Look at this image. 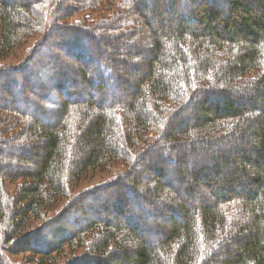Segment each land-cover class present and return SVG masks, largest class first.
I'll return each instance as SVG.
<instances>
[{
	"label": "trees",
	"instance_id": "obj_1",
	"mask_svg": "<svg viewBox=\"0 0 264 264\" xmlns=\"http://www.w3.org/2000/svg\"><path fill=\"white\" fill-rule=\"evenodd\" d=\"M86 2L120 44L90 33L82 41L64 40L60 54L46 48L45 58L28 60L18 71L0 67V84L12 86L13 98L0 100V113L8 117L0 118V135L10 134L0 144L15 153L6 156L0 148L10 162H0V264H6L2 248L29 253L27 262L54 264L66 247L83 254L64 264H264V0ZM78 9L60 6L56 15L48 0H0V53ZM101 50L109 57L98 59ZM120 51L128 74L120 71ZM90 52L96 54L93 69L70 70L61 59L66 53L85 63ZM118 72L138 74L129 91L120 92L125 80ZM25 77L35 89L26 96ZM75 84L77 92L88 89L84 97L73 93ZM108 88L117 94L106 102L101 94ZM184 156L194 164L182 161L175 182H162L166 173L153 164L165 159L175 168ZM120 162L126 166L112 179L77 191L89 171ZM16 180L9 191L5 183ZM120 185L125 211L112 201L113 222L88 218L100 204L106 211L105 193ZM179 185L186 195L209 188V199L183 200ZM63 199L56 215L43 214ZM46 233L51 239H43Z\"/></svg>",
	"mask_w": 264,
	"mask_h": 264
},
{
	"label": "rangeland",
	"instance_id": "obj_2",
	"mask_svg": "<svg viewBox=\"0 0 264 264\" xmlns=\"http://www.w3.org/2000/svg\"><path fill=\"white\" fill-rule=\"evenodd\" d=\"M48 1H49V6H51V4L55 5V9H56V12H57L56 15H58V8L60 6L61 7H67L69 5H71L73 8L78 7L79 8L78 11L80 13H77V14L71 16L69 19L66 18L67 20H62L61 22H59V20L57 19V21H58V23H56L57 26L52 28L54 30V32H52V29H49L48 31L45 30V29H47L49 27L47 25V22H46L44 24L45 27H43V30H41L40 32H37V31L34 30L31 33H29V35H27V36H23L22 35V40L20 38V41L18 42V44L16 46H14L13 48H10L9 51L6 54H4V52H3V54L0 53V67L1 66L2 67H6V68L11 67L15 71H18L17 68H20L19 66L22 65L25 62H28V60L33 59L30 62L31 64H33L34 59H39V60L41 59L42 60L43 58H45V56H44L45 51L44 50H46V48L47 49L49 48V50H53L54 53L58 52V54H60L61 50H62L60 48H63L62 42L64 40L71 39V41H74V40L78 39V41H82V39H81L82 36L88 37V35L90 33L93 34V35L95 34L94 36L98 40L103 38V35H104L105 37L103 39L105 40V38H106L105 41H110V42L113 41L114 38L110 37L111 31L100 28L99 23H98V20H99L98 13H95L91 9L87 8V2H86L87 0H84V1L83 0H62V2H61V0H59L58 2H54L53 0H52L53 2L51 0H48ZM100 1H102V0H99V2ZM100 4H102V3H100ZM190 5H191L192 8L194 7L193 2L191 3V1H190ZM102 6H103V4H102ZM129 7L130 6L128 4L127 8L129 9ZM121 9H123V7L120 8V9H117L116 12H118ZM116 12H114V10H113V12L110 11L108 13V17H107L108 19L107 20L110 21L113 17H115L116 16ZM52 18L53 17H51V20H52ZM80 21H82V24L78 25L80 23ZM149 22H150V24L153 27L156 26V24L155 23L153 24V21H150V19H149ZM78 28L81 29L82 31H84L85 33H80ZM49 31L52 32V33L48 34ZM45 37H47V38L44 39ZM120 43H121V41L119 39L113 41V44H120ZM137 48H138L137 45H133V46H131L130 49L132 51H137L138 50ZM38 49L40 51L36 52ZM119 53L123 54V51H120ZM64 54H62L61 59L66 60V61L69 62V67L68 68L70 70L78 71L79 68L81 69V68H85V67L93 69V68H95L97 66V61L95 60L94 57H92V55H96L95 53L94 54L92 52L87 53L85 56H91V57L88 58V59H85V63H83V62L82 63H77L76 58L73 59L72 57L69 56V54H66V53H64ZM122 54L120 56L122 59L119 60L121 68H122L120 71H123L124 74L125 73L128 74V73H130L129 72L130 65H129V63H127L123 59L124 58V54H123V56H122ZM99 55L100 56L98 57V59L99 58H105V57L107 58V57H109L110 53L108 52V50H103V51L101 50V52H99ZM140 56H142V54L139 53V57ZM137 60H138V58L136 59V61ZM133 62L136 63L135 61H133ZM39 71L44 73V72H46L48 70H47V68H39ZM21 73H22L21 71L18 72V73H15L16 74L15 77L16 78H20V76H22ZM23 74L28 75V73H26V71ZM117 74H118L119 78L122 81H123V79L125 80V83L123 84V87H120V92H122L121 89H123V92L124 91H129V88H131V86L135 84V82L137 80V77H138V74L135 73V72H132L131 74H129L128 78L124 77L125 75H122V73H120V72H118ZM71 75L75 76L73 73H71ZM38 77L39 76H36L34 78L36 80H38L37 79ZM25 78H27V81H25V84H23L24 85L23 94L25 93L24 95L26 96V93L28 94V92L30 90L31 91H35V89H34V87L32 88V85H33L32 82H34V80L30 81L28 77H25ZM25 78H23V81L26 80ZM35 82H37V81H35ZM36 85L35 86L37 87V89H39V84L37 83ZM78 88H79L78 84H75L74 88H72L73 93L75 95L77 94V96H83L84 97V94H85V92L88 89L86 87H84V85H82V89L80 88L79 91L77 92ZM28 89H30V90H28ZM11 90H12V86L11 85L4 86L1 83L0 84V100L7 98V101H12L13 98L10 95V93H12ZM115 94H117L116 91L111 90V89L108 88L106 90V92L101 94V95H103V97L105 98V101L107 102V100H109V99L113 100L115 98ZM27 97L32 98L33 100H42L41 98L37 99L33 95H28ZM48 97H50L49 94H47V97L45 99L47 100ZM14 98H15V96H14ZM41 104L43 105L45 110H48L49 106L46 104L45 100H43L41 102ZM17 108L21 109V107H19V106H17ZM38 113L39 112L36 111V112H33L32 115L34 117H38V115H39ZM46 114H48V113H46ZM3 116L5 117V121H7L8 117L5 114H1L0 113V118H3ZM9 135H8V133L7 134L4 133V134L0 135V139L3 140L4 138H7V136H9ZM0 148H1V150H4L3 153L5 152L7 154L6 156H14V154H15L14 152H12V150L10 148L7 147V145L5 146L3 143L0 144ZM3 157L4 156H0L1 165L5 166V167H9V165H10L9 163L10 162L8 161L7 158L5 159L6 160L5 161L3 159ZM190 159L192 160V163L194 164L193 160L195 158H192L190 156L189 157L184 156V157H182L181 160H179L177 162V165H176L175 168L172 167L170 164L168 165V162L165 159H162L160 163L158 162V166L155 163L153 165H156V167H161L163 169V171H165V173H166L165 176H163V175L159 176V179L162 182H167L169 180L173 184L175 182V177H177L174 174V171L176 169L182 168V164H181L182 161L188 162V164H185V166L188 165L187 167H189ZM163 161H166V163H164ZM149 163H151V162L149 161L148 164ZM162 163H164V164H162ZM28 165H30V164H28ZM28 165H26L25 168H30L31 167V166H28ZM125 166H126V164H123L122 162H120V163L110 164V166L108 165V167L105 166V167H103L101 169L97 168V169H95L94 171H91V172L89 171L80 180L79 185L77 187V191H81V190L96 186L98 184H102V183L112 179V177L118 171V168L122 169ZM140 169H142V168H139V171H141ZM191 170H193V169L191 168L190 172H191ZM191 173H194V171H192ZM3 175H5V174H3ZM188 177H186V178H188ZM149 180H151V178H149ZM19 182H20V180H16L14 182H8L7 181L5 184H6L7 189L9 191H12L16 187L17 183H19ZM152 184L149 183L148 188H150V187L152 188V186H153ZM177 187H178L177 190L175 188L174 189H175V191L179 192V194H178L179 197L181 199H183V200L184 199L187 200L189 198L190 202H192V203H196L199 200L200 201H205V200H207V198L209 199V196H210L209 192L211 191V189H209V188H202L199 191L200 194H197V195H195V194L194 195L187 194L186 195L181 190V188H184V187H181L180 185L177 186ZM234 189H240V187L236 186V188H234ZM124 191H126V188L124 186H121V185L118 186V187H114V188L110 189V191L108 193H105V197H106L105 199H106V203H107V206L105 208L106 211H102L101 206H103V205L100 204V206L98 208L96 207V208H94L92 210H89L91 213H88L87 217L91 218L93 216L95 217V216L101 215L102 217L104 216L105 219L108 218L107 220L110 219V221L113 222V220L111 218H112V215H114L116 213L115 212L116 209L111 210L109 208H111L112 201H113L114 205H115L114 202H121V204H123V206H124L123 211H125L127 205H126V202H125V198H123V196H125V192ZM150 191H151V189L149 190L148 193H150ZM199 192H197V193H199ZM7 194L10 195L9 193H7ZM123 199H124V201H123ZM67 201H68V199H63L60 202V204L55 209L49 210L47 212H43V214L46 215L47 217H53L54 215H56L61 210V207H63L66 204ZM93 212H95V213H93ZM133 212L137 214V216L139 218V221H143L144 220L143 217H141L142 214L140 212H137V210H132L130 213H133ZM70 221L71 220H68L67 222L70 223ZM32 222H35V224H36L39 221L34 219V220H32ZM161 222H162V226H166V227L168 226V221L167 220H162ZM41 235H42V233H40V236ZM49 238L51 239V237L48 235V233H46V235L43 236L44 240L49 239ZM1 239H4V236ZM35 242H36V245H38V243H39L38 242V237H35L34 243ZM2 252H3L2 257L4 258V262L6 264H34V262H27V260H29L30 259L29 257L31 256L27 252L18 253V254H12L10 252H7V250L4 249V248H2ZM82 254H83V251L80 248L76 249V251L74 253L73 252L69 253V251H68V249L66 247V250L64 251V253L62 255H60L61 257L57 260V263H54V264H64L65 261L68 262L73 257H75V256L78 257V256H80ZM73 255H75V256H73ZM71 256H73V257H71Z\"/></svg>",
	"mask_w": 264,
	"mask_h": 264
}]
</instances>
